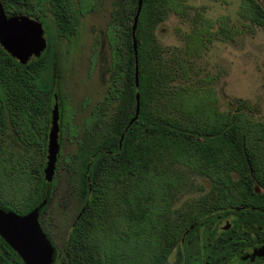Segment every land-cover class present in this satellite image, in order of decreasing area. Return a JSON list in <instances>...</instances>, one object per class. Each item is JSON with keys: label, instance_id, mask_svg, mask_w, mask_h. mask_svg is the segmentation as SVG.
<instances>
[{"label": "trees", "instance_id": "16d2710c", "mask_svg": "<svg viewBox=\"0 0 264 264\" xmlns=\"http://www.w3.org/2000/svg\"><path fill=\"white\" fill-rule=\"evenodd\" d=\"M37 1L1 0L7 12L28 14L49 27L43 4L36 6ZM47 1L56 35L69 39L76 32L79 11L71 0ZM112 3L106 34L113 76L98 110L105 112L114 103V112L104 121L96 111L86 119L72 157L77 197L85 208L60 259L75 264H155L162 259L161 246H170L177 236L175 221L162 209L168 202L161 199L172 196L173 190L181 192L184 184L179 175L205 176L210 187L200 197L226 198L229 207L253 203L264 195L254 188L255 184L264 188V120L253 119L244 101L234 110H219L211 89L190 77L189 58L200 54L212 20L197 14L195 28L185 36L184 57L175 52L164 56L156 28L170 12L186 14L185 0H142L136 28V87L131 28L138 0ZM239 14L264 30V5L258 0H240ZM51 52L52 38L41 56L22 65L0 46V133L9 123L22 133L23 142L41 144L29 123L36 129L44 123L43 90ZM136 93L138 118L125 130L134 116ZM2 140L0 183L10 170L4 165L8 160L3 157ZM31 172L36 178L32 192L20 186L19 199L4 202L3 209L30 208L43 182L41 168L35 166ZM26 180L31 181L30 174ZM127 205L130 210H124ZM117 213L122 216L116 217Z\"/></svg>", "mask_w": 264, "mask_h": 264}, {"label": "rangeland", "instance_id": "374dc122", "mask_svg": "<svg viewBox=\"0 0 264 264\" xmlns=\"http://www.w3.org/2000/svg\"><path fill=\"white\" fill-rule=\"evenodd\" d=\"M71 1L79 12L76 32L69 39L56 35L49 2H35L36 6L43 4L44 20L49 25L43 24L48 43L52 38L51 67L46 93H43L47 115L54 106V93L59 100H63L60 154L47 205L49 212L44 215V224L59 248L67 240L75 212L72 207L77 198V174L71 161L85 131L86 119L96 111L104 121L114 112V103L105 112L98 110L113 76L111 46L106 34L113 0ZM258 1L264 5L263 0ZM185 2L188 5L186 14L180 16L170 12L156 28L158 43L166 49L164 56L175 52L184 57L185 36L195 28L197 14L212 20L209 34L203 38L200 54L189 58L190 77L201 79V83L211 89L219 110H234L239 101H244L250 106L249 114L253 119L264 120V30L240 16V0ZM6 132L1 145L4 160H8L4 165L10 170L3 181L15 187L18 185L16 192H19L20 186H27L32 192L36 178L31 170L35 166L41 170L45 167L47 141H41L38 146L23 142L12 134L11 129ZM215 142L219 144L220 139H215ZM28 174L30 182L26 180ZM178 177L184 187L181 192L173 190V195L167 199L199 197L210 187L209 179L202 175L186 173ZM255 186L258 187L257 193L264 192V188Z\"/></svg>", "mask_w": 264, "mask_h": 264}, {"label": "flooded vegetation", "instance_id": "af4514ba", "mask_svg": "<svg viewBox=\"0 0 264 264\" xmlns=\"http://www.w3.org/2000/svg\"><path fill=\"white\" fill-rule=\"evenodd\" d=\"M7 14L10 15L12 13L7 12ZM25 15L29 16L28 14ZM29 17L38 19L32 16ZM38 20L41 22L40 19ZM45 91L43 90V93H46ZM53 97L54 106L49 109L48 115L45 108L46 116L44 117L43 125H41L42 127L37 126L38 128L36 129V125L33 123H29V126L33 134L41 141H47L52 111L57 105L58 142L60 146V140L63 135V100L62 98L59 100L56 93L53 94ZM44 98L46 99V96ZM8 129H11L12 134L21 139L22 133L19 135L15 132L9 123H7L5 131L0 133L2 139L6 138ZM12 188L14 191H9ZM16 189H18V185L15 187V185H8L4 181L1 182L0 205L4 202L13 203L17 201L19 197L18 192L15 191ZM33 189L34 186L32 187ZM51 193L52 187L45 189L44 182H42L38 194L30 200V208L27 211L24 209L12 211L21 215L26 214L32 209L39 207L42 201L46 199V203L39 207L38 221L54 247V259L51 264H75L63 261L60 258L66 253V242L70 231L81 211L85 208V204H83L81 198H76V203L72 207L75 212L68 230L67 240H64L63 244H61L62 247L59 248L54 243L52 235L44 224V215L49 212L47 205ZM144 200L147 201L149 199ZM161 200L168 202L166 206L161 208L167 216L172 217L175 221L173 225L177 236L170 246H161L162 259L155 264H264V198L254 199L253 203L230 207L225 203L227 201L226 198L218 197H177L175 199L166 198ZM218 202H221V204L217 205ZM0 207L2 208V206ZM144 209L146 210L147 207L145 206ZM124 210H130V206H125ZM120 216H122L120 213L116 214V217ZM0 264H26L21 255L1 235Z\"/></svg>", "mask_w": 264, "mask_h": 264}, {"label": "water", "instance_id": "95a60500", "mask_svg": "<svg viewBox=\"0 0 264 264\" xmlns=\"http://www.w3.org/2000/svg\"><path fill=\"white\" fill-rule=\"evenodd\" d=\"M141 7L142 0H138V7L131 28L136 87H138L136 28ZM0 46L20 64L26 65L32 58L41 56L47 46L42 23L38 19H33L21 13L8 15L0 0ZM135 99L134 116L128 122L125 130L138 118L140 107L138 93H136ZM57 111L56 105L52 111L50 132L47 140L46 164L43 169L45 189H49L52 186L60 150ZM122 139L123 134L120 137L119 145H121ZM254 188L258 192V187L255 186ZM45 203L46 199L42 201L40 206ZM39 207L23 215L0 207V235L21 255L26 264H51L54 259V247L38 221Z\"/></svg>", "mask_w": 264, "mask_h": 264}]
</instances>
